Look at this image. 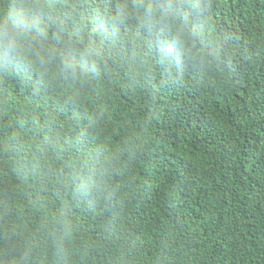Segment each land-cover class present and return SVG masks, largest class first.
Instances as JSON below:
<instances>
[{"label": "trees", "instance_id": "trees-1", "mask_svg": "<svg viewBox=\"0 0 264 264\" xmlns=\"http://www.w3.org/2000/svg\"><path fill=\"white\" fill-rule=\"evenodd\" d=\"M39 2L0 65V264H56L60 213L67 264H264V0H173L166 33L114 25L128 0ZM178 30L211 65L161 60ZM73 46L98 53L74 89L49 51Z\"/></svg>", "mask_w": 264, "mask_h": 264}, {"label": "clouds", "instance_id": "clouds-1", "mask_svg": "<svg viewBox=\"0 0 264 264\" xmlns=\"http://www.w3.org/2000/svg\"><path fill=\"white\" fill-rule=\"evenodd\" d=\"M50 7L51 5L40 3L39 0H11L10 6L0 8V65L16 64L27 58L28 51L34 43H39L37 36L43 31L40 28V16ZM174 12L173 0H128V3L117 11L113 22L114 25L122 24L129 18L130 13H136L142 15L149 26L154 22L164 25L163 32L166 33ZM49 51L58 61L59 74L69 88L74 89L78 83L84 81L89 69L95 71L98 53L90 46L81 50H76L73 46L66 51ZM158 51L165 63L178 64L180 60H186L196 62L202 67L211 65L210 58L217 56L216 49L205 51L198 43L197 36L179 30L166 42L162 34ZM71 237V222L60 213L54 218L49 236L56 264H67Z\"/></svg>", "mask_w": 264, "mask_h": 264}]
</instances>
